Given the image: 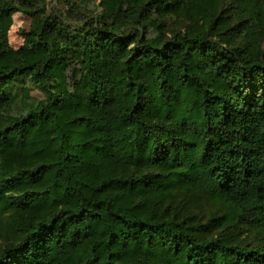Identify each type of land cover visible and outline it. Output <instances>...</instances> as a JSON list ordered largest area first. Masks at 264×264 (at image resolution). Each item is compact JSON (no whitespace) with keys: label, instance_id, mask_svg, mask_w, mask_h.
I'll return each mask as SVG.
<instances>
[{"label":"trees","instance_id":"obj_1","mask_svg":"<svg viewBox=\"0 0 264 264\" xmlns=\"http://www.w3.org/2000/svg\"><path fill=\"white\" fill-rule=\"evenodd\" d=\"M101 2L70 22L0 0V213L30 215L0 264H264V0ZM177 186L258 233L167 201Z\"/></svg>","mask_w":264,"mask_h":264},{"label":"rangeland","instance_id":"obj_2","mask_svg":"<svg viewBox=\"0 0 264 264\" xmlns=\"http://www.w3.org/2000/svg\"><path fill=\"white\" fill-rule=\"evenodd\" d=\"M72 3H75L74 7H71ZM71 8L72 10H70ZM103 8L101 0H47L46 5L48 14L61 18L67 15L70 18V22L102 13ZM165 20L167 24L180 26L179 22H177L178 24L175 22L174 16H168ZM31 21V17L23 12L13 14V24L6 32L11 47L17 49L23 44L25 34L31 26ZM20 82L30 89L31 96L38 99L44 97L42 91L30 78H22ZM19 105L22 107L23 103H19ZM9 195L15 194L9 192ZM167 201L172 203L182 201L188 209L203 220L213 216L222 219L228 233L236 232L235 237L237 238L240 235H245V233L251 235L258 233V231L251 230L247 222H237L228 219L225 214L230 208L221 200L209 197L203 192L187 191L185 188L177 186L173 188ZM29 218L30 215L28 213L20 211L14 205H8L4 208L0 213V251L6 244L20 236L18 228L23 226ZM218 231L217 226H213L207 235H216Z\"/></svg>","mask_w":264,"mask_h":264}]
</instances>
